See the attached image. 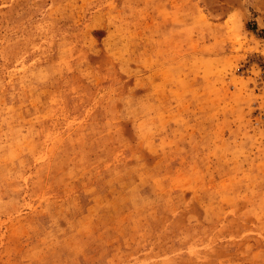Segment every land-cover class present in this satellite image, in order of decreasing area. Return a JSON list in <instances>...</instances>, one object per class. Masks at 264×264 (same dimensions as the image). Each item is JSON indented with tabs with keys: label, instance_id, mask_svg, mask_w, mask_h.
Returning a JSON list of instances; mask_svg holds the SVG:
<instances>
[{
	"label": "rangeland",
	"instance_id": "rangeland-1",
	"mask_svg": "<svg viewBox=\"0 0 264 264\" xmlns=\"http://www.w3.org/2000/svg\"><path fill=\"white\" fill-rule=\"evenodd\" d=\"M254 16L0 0V264H264Z\"/></svg>",
	"mask_w": 264,
	"mask_h": 264
},
{
	"label": "crops",
	"instance_id": "crops-1",
	"mask_svg": "<svg viewBox=\"0 0 264 264\" xmlns=\"http://www.w3.org/2000/svg\"><path fill=\"white\" fill-rule=\"evenodd\" d=\"M250 21H252V22H250L251 25L255 24V29H248V30L251 31V33L259 31L261 33V35L264 37V22L261 20L259 21L256 18V16L250 18ZM261 29H263V30H261Z\"/></svg>",
	"mask_w": 264,
	"mask_h": 264
},
{
	"label": "built area",
	"instance_id": "built-area-1",
	"mask_svg": "<svg viewBox=\"0 0 264 264\" xmlns=\"http://www.w3.org/2000/svg\"><path fill=\"white\" fill-rule=\"evenodd\" d=\"M262 79H263V76H262ZM262 79H261V80H262ZM257 121H260V122L264 121V115L259 113V114L257 115ZM255 123H256V122H255Z\"/></svg>",
	"mask_w": 264,
	"mask_h": 264
}]
</instances>
